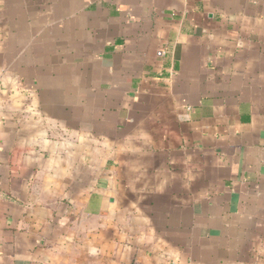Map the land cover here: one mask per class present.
Listing matches in <instances>:
<instances>
[{"label":"crops","instance_id":"obj_1","mask_svg":"<svg viewBox=\"0 0 264 264\" xmlns=\"http://www.w3.org/2000/svg\"><path fill=\"white\" fill-rule=\"evenodd\" d=\"M0 264H264V0H0Z\"/></svg>","mask_w":264,"mask_h":264},{"label":"built area","instance_id":"obj_2","mask_svg":"<svg viewBox=\"0 0 264 264\" xmlns=\"http://www.w3.org/2000/svg\"><path fill=\"white\" fill-rule=\"evenodd\" d=\"M158 54L159 55H164V54H166V50L162 49V50L158 51Z\"/></svg>","mask_w":264,"mask_h":264}]
</instances>
